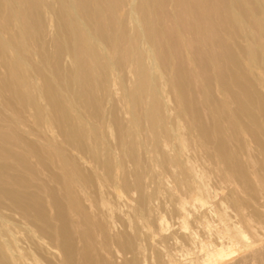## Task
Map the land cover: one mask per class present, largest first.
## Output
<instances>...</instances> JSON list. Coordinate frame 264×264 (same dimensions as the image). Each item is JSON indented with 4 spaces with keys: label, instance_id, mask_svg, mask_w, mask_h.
<instances>
[{
    "label": "bare ground",
    "instance_id": "1",
    "mask_svg": "<svg viewBox=\"0 0 264 264\" xmlns=\"http://www.w3.org/2000/svg\"><path fill=\"white\" fill-rule=\"evenodd\" d=\"M90 1L60 0L62 10L58 16L70 21L74 14L75 24L68 29L59 26L53 40L54 52L49 53L39 14L37 23L22 29L20 41L3 39L13 26L12 18H30L37 0H0V19L4 20L0 24V70H4L0 74V264H107L99 255L102 252L110 256L112 264L117 258L121 264H141L136 233L127 234L125 225L121 233H116L112 221L109 226L113 234L109 235L105 225L97 222V229L105 236L100 242L93 241L90 233L78 230L79 221H72L62 209L58 190L49 181L58 183L64 198L75 203L80 193L84 200L92 201L87 189L95 182L102 193L120 187L136 195L131 198L137 203L135 210L142 211L156 200V191L151 187L164 175L172 178L173 213L180 219V226L166 235L160 232L158 264H174L175 259L179 264H226L239 254L242 257L230 264H247L253 259L256 264H264L258 256L261 249H249L264 239V231L249 219L250 213L259 214L258 208L249 200L238 202L234 186L238 184L249 198L264 196V51L253 50L257 38L264 49V0H172L179 8L177 21L189 27V40L219 50H207L201 62L203 66L217 64L222 80L216 87L210 84L205 88L199 99H193L186 92L194 93L195 89L177 70L173 85L178 99L169 108L157 87L154 69L145 62L146 51L126 48L124 58L105 60L101 53L103 43H131L135 35L147 43L155 39L154 23L145 13L152 5L150 1L97 0L110 10L107 21L111 34L98 24L103 11L90 9ZM237 7L247 15L237 12ZM118 11L135 23V35L128 33L123 19L115 17ZM139 12L143 14L142 23ZM220 33L239 38L244 45L235 40L227 43L222 38L213 41L212 36ZM61 34L65 42L58 38ZM65 57H71L73 65L69 69L64 66ZM46 67H52L59 85L44 74ZM134 67L136 80L129 88L124 79ZM89 69L100 70L93 85ZM72 72L74 76H68ZM38 78L43 81L42 87L35 82ZM115 79L119 80L123 97L130 101L132 126L124 127L121 117L116 118V109H112L109 114L118 125L117 142L114 147H103L92 125L90 135L79 125L76 106L99 101L93 91ZM75 85L78 93L73 91ZM38 91L44 106L37 102L34 93ZM214 92L223 97L214 96ZM43 114L48 119L44 120ZM91 114L99 117L101 111L96 108ZM183 120L181 133L176 124ZM142 121L147 123L145 128L140 126ZM42 128H54L60 142L42 135ZM73 153L93 165L87 176H80L75 159L78 156ZM209 166L215 182L233 185L229 198L235 201L234 216L227 214L220 194L206 181L204 173ZM254 178L261 180L259 187L254 186ZM208 217L215 225H207ZM180 239L184 248L174 254L165 243L177 245Z\"/></svg>",
    "mask_w": 264,
    "mask_h": 264
},
{
    "label": "rangeland",
    "instance_id": "2",
    "mask_svg": "<svg viewBox=\"0 0 264 264\" xmlns=\"http://www.w3.org/2000/svg\"><path fill=\"white\" fill-rule=\"evenodd\" d=\"M109 1H114V0H109ZM129 1L130 0H126V2L128 3ZM149 1L152 5L150 7L149 6L147 7L146 9L147 11L145 13H146V16L152 19L154 23L153 30L156 31V33L154 32L155 39L147 43L143 41V39L140 38V36L139 37L136 36L134 34L136 33L135 31H137L135 23L128 16L125 17L124 12L118 11L116 12L115 17L118 20L123 19L128 29V33L130 35H135L136 37L134 36V38L131 40V43H125V42L120 41V42H115L114 46L111 44V42L103 43L104 46L100 44V47L102 49L101 53L103 54L104 60L110 57H112L113 59L124 58L125 55H124L123 50L126 48L127 49L132 48L134 50L136 49L144 50L148 54V57L145 60V62L149 65V67L150 66L152 67V70L154 69L153 71L155 73L154 72L153 73L154 75L157 76L156 78L157 87L160 90L162 97L164 98L163 102L165 103V106L167 105L168 108L171 107L173 103L176 101V99H178V93H177L178 91L177 89H175L173 85V82L175 79V72L177 70L182 71V75H184L185 79L188 78L187 81L195 89L194 93H191L190 91L186 92V96L199 99L201 96H203V90L205 88L208 89V86H210V84L216 87L219 81L222 80V77L219 75L220 69L217 64H213L210 66H203L204 64L201 62L202 55L204 54V52H206L207 50L211 51V49H213L215 52H218L219 50L216 47H211L212 45L211 46L208 45V47H204L203 45H201L200 42L189 40L190 38L189 29H188L189 27L187 26V24L177 21L176 18L179 15V8L177 7V4L174 1L172 0H149ZM37 2L38 4L33 10L34 15L32 14L30 18H22V19H18L16 17L12 18L11 23L13 26L9 27L10 29L9 33L3 34V39L5 40L11 39L12 41L16 43L20 41L22 38V34H21L22 29L23 28L29 29L32 26V24H35V21L37 23L36 14H39L41 26L44 31L43 34H44V39L46 42L45 44L47 48L46 50L49 53H53L54 52L53 40L57 36L59 26H62L65 29H68L67 27H70L71 25L75 24L74 20L72 19L74 14H71L70 21L69 20L66 21L65 19H63V17L58 16V14L62 10L60 0H37ZM66 4L68 5L69 2L66 1ZM156 4L157 6H155ZM88 7L90 9H99L103 11L100 14V17L98 18V24L100 25L101 28L107 30V32L111 34L110 26L108 25L109 21H107L108 15L110 14V10L108 6L105 3L99 4L97 0L95 1L91 0L88 4ZM236 11L243 15H247V13L243 12V8L241 7H237ZM76 13L80 14V10L77 7H76ZM139 13L140 14L138 18L140 19L142 23L143 14L141 12ZM58 18L61 20H59ZM155 22H157L158 24ZM3 23H4V20L0 19V24H3ZM58 38L60 39L61 42L62 41L65 42L66 40V37L62 34L61 36L58 35ZM217 38H222L224 41H227V43H230V42L232 43V41L235 40L236 43H239L240 45L242 44L244 45L241 39L232 37L224 33H220L219 35L212 36L213 41H216ZM92 40L93 39H91V41ZM148 44H150V47L148 46ZM262 45L263 43H261V41H259V39L257 38V45L254 46V49H253L254 52L260 53V51L261 52L264 51ZM116 51H120V52H116ZM9 54L12 55V51H9ZM34 59L36 60L37 57L34 56ZM150 60L152 61L149 62ZM165 62L168 63V67H165V65H167ZM71 63H72L71 57H65L64 59L65 68L69 69L70 66L73 65V63L72 64ZM150 63L152 64L150 65ZM161 68H162V73H161ZM134 70H135V67L133 71L130 74H128L124 79V83H126L125 85L129 88L133 87L134 82L136 80V74ZM3 73H4V70L1 69L0 74H3ZM89 73H90V78L92 82L91 84L93 85L96 79V76L100 73V70L89 69ZM44 74L47 77L51 78V80L56 85L60 84L59 78L52 71V67L51 68L46 67ZM68 76L73 77L74 76L73 72L68 73ZM35 82L37 83V86L42 87L43 85L42 79L38 78L36 79ZM73 91L78 93L79 92L78 86L75 85V88ZM93 92L98 97L99 101L92 102V104H89L88 106L83 105L84 103L80 102V104L76 106L78 110L77 116L80 118L79 125L83 127L88 132L89 135L91 133L89 131L92 125L97 130L96 133L99 137L101 145H103V147H107V146L114 147L117 142V130L115 131V128H117L118 125L116 124L115 126L114 124L115 122L113 121V118L111 117L109 112L112 109L113 110L116 109L117 111L114 110V113L117 116L116 118L119 120L120 119L119 117H121L119 121L123 124V126L124 127L132 126L131 114L129 111L130 106H131L130 101L128 98L123 97V93H122L118 79L112 80L109 85H106L105 87L103 86V88L99 90L95 89V91ZM38 93L39 94H37V92L34 93L36 94V96L38 95L37 102L40 106H44L45 101L40 91H38ZM213 94L214 96L218 98L223 97L221 94L216 93V92H214ZM206 95H208V93L204 94V96ZM164 100L165 101L168 100V102L167 101L165 102ZM96 108L100 109L101 111V116L99 117L96 115H95L96 117L92 116L91 114ZM137 112L140 113V111H137ZM105 113L107 114V116ZM42 118L46 120L48 119V116L43 114ZM30 120L32 119L30 118ZM207 122L209 121L207 120ZM184 123L185 121L183 120V121H179L176 124L177 129L181 133L182 131H184V129H182V127L185 126ZM222 123L223 125L226 124L224 122H221V124ZM140 126L145 128L147 126V123L145 121H142ZM40 133L49 138L55 137L54 139H55V142L57 143H59L61 140L60 137L56 134V130L54 128H49V129L42 128ZM114 139H115V142H113ZM181 141H182V138H181ZM38 144L40 145V143ZM73 155L74 157L78 156L75 159L77 161L76 165L80 171V176L82 177L87 176L90 173V171H92L93 165L89 163L87 160H85L83 157H81L79 154L73 153ZM77 159H79V161L81 162H79ZM30 160H31V163L34 164V166H36L39 169L41 168V166L37 164L34 161V159H30ZM66 167L71 168L70 165ZM154 169L156 170L157 167L154 166ZM207 169L205 170V173H204L206 175L205 177H207L206 181L214 189H216L217 192L220 194L219 197L223 199L222 203H223V206L226 208L227 214L234 216L233 205L235 204V201L229 198V190L231 187H233V185L232 184L229 185L228 183L224 184V182L222 183L215 182L216 180H214L213 175L210 173V171L212 172L211 167L209 166ZM54 171L58 175L62 174L61 170L54 169ZM49 182L51 185L55 186L56 189L58 190V197L61 199L62 209L66 211L67 215L71 217L72 221L74 222L79 221L80 225L78 226V230L83 232L84 234L90 233L89 235L92 236L93 241L100 242L103 240L105 236V234H102L97 229V222H100L105 225L104 231L105 233L109 235L113 234V230H111V227L109 226V224L112 221H115V224H116L114 232L121 233L122 225H125L127 234L133 235L136 233L139 243H140L139 245L141 247L140 254H139V260L141 264H158L157 253H158V249L161 244L160 232H164L163 234L166 235L172 230L176 229L178 226H180V224L178 223L180 219H178L173 213L172 202L175 197L174 196L175 194L170 191V189L173 187V182H172V178L168 175L166 176L164 175L160 177L159 180L157 179L154 182V184H152L151 189L152 190L155 189L156 191V200L153 203H151L148 209H145L142 211L135 210L137 203L135 201H132V199H135L136 195L134 193H128L120 187L114 190H111L109 193H104V192L102 193V190L100 191L99 188L98 189L95 188L96 186V182H95L94 187L87 189V193H88L87 196L90 197L92 201L90 202L88 200H84L82 198L84 194L80 193V195H78V200L75 203L73 201L68 200L67 198H64L63 193H61V190H60L61 189L60 185L58 183L54 181H49ZM253 184L255 187H259L261 185V180L254 178ZM234 186L237 188L236 198L239 200L238 202L249 200L252 206L258 208L259 214L250 213L249 219L251 223L255 224L257 229L264 231V196L263 197L258 196L257 198H249V196L246 193L241 192L238 184ZM89 193H91L92 196ZM99 195H101V197H99ZM50 209L51 211H53L52 208ZM232 220L237 221V218L233 217ZM206 222L209 227L215 225L212 217H208ZM160 224H162L163 228L160 227ZM76 227L75 229H77ZM241 228L243 231H246L247 233L249 232L247 228L243 227V225L241 226ZM120 239L121 241H123L124 238L120 236ZM81 243H82L81 241L77 243L78 246H81ZM165 245L168 248H170L171 252L174 254H180L182 252L181 250L184 248L183 247L184 244L182 243L181 239L179 240V243L177 245H173L171 242H167L165 243ZM253 248L261 249L260 252L258 253V256L264 259V250H263L264 249V239L255 242L249 249H253ZM55 254L57 255V252H55ZM99 255L107 262V264H112L110 262V258H109L110 256L106 252H102ZM241 257H242V254L236 255L228 259L226 264L233 263L236 259H239ZM175 260L176 261H174L175 262L174 264H179L178 259H175ZM114 264H121V261H119V258H117V261ZM247 264H256V261L253 259L249 261Z\"/></svg>",
    "mask_w": 264,
    "mask_h": 264
}]
</instances>
